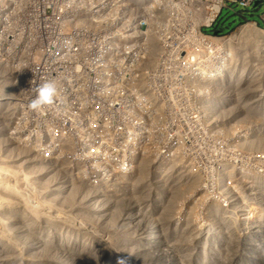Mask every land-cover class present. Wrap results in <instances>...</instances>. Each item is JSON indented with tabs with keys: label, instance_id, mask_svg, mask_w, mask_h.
Returning <instances> with one entry per match:
<instances>
[{
	"label": "rangeland",
	"instance_id": "obj_1",
	"mask_svg": "<svg viewBox=\"0 0 264 264\" xmlns=\"http://www.w3.org/2000/svg\"><path fill=\"white\" fill-rule=\"evenodd\" d=\"M263 15L264 0L251 8L232 4L223 9L215 26L207 29L221 33L216 46L210 48L196 41L194 63L187 60L183 48L179 81L186 82L182 75L192 69L197 86L193 99L187 93L178 96L173 115L140 117L132 125L90 115L86 121L95 131L73 134L77 129L74 121L69 122L71 130L58 123L57 117L31 113L15 99L4 102V94L0 99V191L8 194L0 197V212L15 206L19 211L28 210L34 223H43L42 236L50 244L123 241L120 247L113 244L114 251L95 264H119L120 260L125 264H180L184 257L174 246L155 250L164 239L204 241L203 246H195L196 257L185 259V264H263L264 228L258 215L264 216V38H231L235 40L232 44L223 45L248 21H255L264 31ZM179 43L182 48L186 39L180 38ZM217 59V63L225 60L221 75L230 65L233 67L234 85L223 78L222 86H211L227 90L212 98H227L219 105L223 112L210 116L201 109V97L206 94L201 82L208 81L212 72L207 62ZM249 80L256 81L255 91H240ZM130 143L134 147L138 144L136 150ZM146 162L152 167L149 172L141 170ZM156 166H160L162 177L153 181ZM22 178L30 180L32 191L21 184ZM192 179L195 182L190 183ZM74 185L76 190L72 192ZM215 205L221 207L216 213ZM8 216V212L0 215V234L9 235L10 243L23 248L25 258L49 264L35 246L46 240L34 239L33 253L27 252L25 235L19 232L17 237L16 230L21 228L15 221L14 230H9L12 222ZM48 220L55 222L49 232L45 228ZM139 245L142 252L138 256ZM254 247L261 251L259 260L251 255ZM151 249L154 252L146 255ZM150 255L152 259L146 257ZM55 261L54 257L53 264Z\"/></svg>",
	"mask_w": 264,
	"mask_h": 264
},
{
	"label": "built area",
	"instance_id": "obj_2",
	"mask_svg": "<svg viewBox=\"0 0 264 264\" xmlns=\"http://www.w3.org/2000/svg\"><path fill=\"white\" fill-rule=\"evenodd\" d=\"M257 1L0 0V82L10 87L4 102L15 99L28 107L41 85L54 82L57 98L40 113L71 130L74 121L73 134L95 131L86 121L90 115L122 125L173 115L180 94L195 96V70L179 81L183 48L194 63L196 41L211 48L221 40V33L207 29L224 8L256 7ZM180 38L186 39L182 48ZM218 59L207 62L212 72L201 82L203 109L210 116L223 112L219 105L227 98L210 96L225 91L215 87L222 86L225 69Z\"/></svg>",
	"mask_w": 264,
	"mask_h": 264
},
{
	"label": "bare ground",
	"instance_id": "obj_3",
	"mask_svg": "<svg viewBox=\"0 0 264 264\" xmlns=\"http://www.w3.org/2000/svg\"><path fill=\"white\" fill-rule=\"evenodd\" d=\"M264 31L258 26V24L256 23V22H254V21H251V22H248L247 24H245V25H243L237 32H234L233 33V35H231L229 38H227V42H225V40L223 41V42H225V43H223V45L225 44V46L226 45H230V44H232L234 41H232L231 40V38H233V39H240L241 37H243V38H246V37H250V38H252L251 36H254V37H256L257 38V36H260V37H263L264 38V33H263ZM242 38V39H243ZM241 39V40H242ZM261 39V38H260ZM262 41V40H261ZM263 41H264V39H263ZM238 42V41H237ZM230 43V44H229ZM236 43V42H235ZM246 43V42H245ZM216 44H217V42H216ZM244 45V44H243ZM237 46V45H236ZM239 52V51H238ZM204 56V55H203ZM207 56V55H206ZM202 58V57H201ZM200 58V59H201ZM221 60V59H220ZM222 61V60H221ZM234 62V61H233ZM224 63H225V60H224ZM245 66V65H244ZM222 68H223V65H221L219 68H218V70H217V74L222 70ZM232 68L233 67H231V65L229 66V69H227L226 70V74L224 75V73H222L223 75H219V77H221V78H227L228 79V81H230L232 84H233V78L231 77V71H232ZM180 70V69H179ZM178 70V71H179ZM192 70V69H191ZM212 70V69H211ZM223 71V70H222ZM20 71H18V70H16L15 71V74H17V73H19ZM252 72V71H251ZM180 73H181V71H180ZM203 73V72H202ZM182 74V73H181ZM198 75V74H197ZM242 75V74H241ZM258 75V74H257ZM256 75V76H257ZM201 76V75H200ZM207 76V75H206ZM252 76V75H251ZM262 76V75H261ZM257 77H259V76H257ZM256 78V77H255ZM183 78H181V80H182ZM198 79V78H197ZM208 79H209V77H208ZM185 80V79H184ZM196 80V79H195ZM200 80V79H199ZM198 80V81H199ZM207 80V79H206ZM260 80V79H259ZM183 81V80H182ZM186 81V80H185ZM201 81V80H200ZM250 82H247V83H244L243 85L245 86V88H240V91H242V90H246V91H249V92H253V91H255V86L257 85V83H255V82H253V81H251V80H249ZM184 82V81H183ZM196 82H197V80H196ZM217 84H219V83H217ZM234 85V84H233ZM236 85V84H235ZM18 86H20V85H17V87ZM197 86V85H196ZM199 86H201V85H199L198 84V87ZM202 87V86H201ZM257 87V86H256ZM204 88V87H203ZM201 89V88H200ZM238 89L239 88H236L235 90L238 92ZM8 90L10 91V87L9 86H7L6 84H4V82H0V99L3 97V95L4 94H6V95H8ZM199 90V89H198ZM203 90V89H202ZM219 90H221V89H219ZM204 91V90H203ZM202 91V92H203ZM225 91H227V90H225ZM232 92V91H231ZM230 92V93H231ZM199 93V92H198ZM18 94H20V91H19V93ZM232 94V93H231ZM24 95V94H23ZM206 95V94H205ZM211 96V95H210ZM220 96V95H219ZM202 106V105H201ZM203 107V106H202ZM201 107V109L203 110V108ZM245 107V106H244ZM205 108V107H204ZM233 107H231V108H227V109H232ZM209 109V108H208ZM242 110L243 109H241V112H242ZM247 110V109H246ZM201 114V113H200ZM240 115V114H239ZM1 116V115H0ZM2 117V116H1ZM0 117V118H1ZM145 118V117H144ZM144 118H141V119H144ZM156 118V117H155ZM154 118V119H155ZM151 120H153L152 118H151ZM1 121V120H0ZM111 121H113V119L111 120ZM155 121V120H154ZM118 124V123H117ZM156 125H158V124H156ZM138 129V128H137ZM129 130V129H128ZM135 132V131H134ZM119 136V135H118ZM121 136V135H120ZM71 137V136H70ZM264 137V136H263ZM68 138V137H67ZM76 138H77V136H76ZM79 138V137H78ZM124 138V137H123ZM118 139V138H117ZM125 139V138H124ZM123 139V140H124ZM120 140H122L121 138H120ZM125 140H128V139H125ZM1 141V140H0ZM119 141V140H118ZM128 141H130V140H128ZM7 142V141H6ZM120 142V141H119ZM122 142V141H121ZM120 142V143H121ZM124 142V141H123ZM130 142H132V141H130ZM125 144H124V147H125V145H126V142H124ZM135 142H133V144H134ZM137 143V142H136ZM1 144V143H0ZM2 144H4L5 145V142L4 143H2ZM127 144H128V142H127ZM130 145H132V143H130ZM138 144H136L135 145V147L137 146ZM77 146H79V144L77 145ZM123 146V145H122ZM133 146V145H132ZM112 147H115V146H112ZM123 147V148H124ZM129 147H131V146H129ZM134 147V146H133ZM134 147V148H135ZM117 148H118V146H117ZM116 148V149H117ZM127 148V147H126ZM113 149V148H112ZM130 149V148H129ZM142 149V148H141ZM111 150V149H110ZM128 150V149H127ZM134 150H136V148L134 149ZM126 151V150H125ZM132 152V151H131ZM129 153V152H128ZM127 153V154H128ZM133 154V153H132ZM142 154V153H141ZM10 155V154H9ZM130 155V154H129ZM131 157V156H130ZM142 161V160H141ZM35 162H37V161H35ZM164 163V162H163ZM157 168L155 169V170H157V171H155L156 173H154V171H153V173H154V176H155V180L153 179V181H156V179H160L161 177H162V173H161V169H160V166H156ZM152 168V167H151ZM150 168V164H148L147 162L146 163H144V167L143 168H141V170L143 169H147V171L148 170H150L151 169ZM163 171V170H162ZM149 172V171H148ZM168 174V173H167ZM145 175V174H144ZM147 176V175H146ZM168 176V175H167ZM176 176V175H175ZM170 177V176H169ZM177 177V176H176ZM69 178H70V176H69ZM69 178H67V179H69ZM96 178H98V177H96ZM153 178V177H152ZM151 179V178H150ZM147 180H149L148 178H147ZM180 180V179H179ZM258 182H259V186H261V180L258 178ZM3 181V180H2ZM20 181H22V183L21 184H23L24 186H25V188L26 189H32V187L30 186V184L32 185V183L31 182H29L30 180H26V179H24V178H22V180L20 179ZM70 181V179L69 180H66V182H69ZM140 181V180H139ZM149 181H151V180H149ZM152 181V182H153ZM161 181V180H160ZM192 181H194L193 179L192 180H190V183L192 182ZM195 182V181H194ZM264 182V181H263ZM140 183H142L143 185H148L149 184V182L148 181H141ZM151 183V182H150ZM90 184V183H89ZM65 186H63V187H60L59 186V189L61 188V189H65L64 188ZM140 187V186H139ZM144 187V186H143ZM7 189H8V187H7ZM6 189V190H7ZM11 189V188H10ZM71 189H73V190H71L72 192L73 191H75L76 190V186L74 185ZM145 189V188H144ZM27 190V191H28ZM3 191V190H2ZM9 191V190H8ZM32 191V190H31ZM10 192V191H9ZM29 192V191H28ZM36 192V191H35ZM70 192V191H69ZM4 193H6V195L8 194L7 192H4ZM3 192L1 193V191H0V197L2 196V194H4ZM31 193V192H30ZM57 194V193H56ZM22 195V194H21ZM70 195V194H69ZM157 196L158 197H160L161 195L160 194H157ZM178 196V195H177ZM15 197H17V196H15ZM18 197H20V196H18ZM17 197V198H18ZM16 198V199H17ZM19 199V198H18ZM21 199V198H20ZM22 200V199H21ZM20 200V201H21ZM3 201V200H2ZM70 204V203H69ZM15 204L13 203V206H14ZM22 207H23V205H21ZM82 206V205H81ZM155 207V206H154ZM17 206H15V208L13 207V208H8V207H5V208H2L1 209V212H0V215H1V213H4V212H8V214H9V218L11 219V221L10 222H12L11 224H10V226H9V230L11 231V230H14V221H15V223H17L18 224V226L21 228V229H17L16 231H18V233H17V237L18 238H20L19 237V232L20 233H22V234H24L25 235V237H26V242H27V246L26 247H24L25 248V250L27 251V252H29V253H33V244H34V239H36V238H39L40 237V240H41V237L43 238V230H45V229H43V223L41 224L40 222L39 223H37V222H35L34 223V217H33V215H30V217L28 216V210L25 212V210H23L22 209V211H19V210H17ZM220 206H218V205H215L214 206V210H215V212L214 213H216V210L217 211H219L220 210ZM24 209H25V206H24ZM82 210L84 209V207H82L81 208ZM81 210V211H82ZM87 210V209H86ZM85 210V211H86ZM88 211V210H87ZM34 212V211H33ZM83 212V211H82ZM89 213H90V210L88 211ZM33 214H35V213H33ZM28 216V217H27ZM113 216H115V214H113ZM164 216V215H163ZM260 218H258V222L261 224V226H262V228H264V216L263 215H258ZM113 218V217H112ZM42 220V219H41ZM222 220V223L223 224H226L227 225V221L225 220V219H221ZM43 221V220H42ZM45 221V220H44ZM46 223V222H45ZM44 223V224H45ZM47 225L45 226V228H46V230H47V232H49L50 230H51V228L54 226V224H55V222H54V224L53 223H51L49 220H48V222L46 223ZM228 226V225H227ZM56 228V227H55ZM8 229V228H7ZM76 231V230H75ZM4 234V233H3ZM166 235V237L168 236V234H165ZM45 236V235H44ZM63 236V235H62ZM61 236V240L62 239H64L63 237ZM46 237V236H45ZM83 237H85V236H82V238ZM43 239H45V238H43ZM84 239V238H83ZM167 239H168V237H167ZM176 239H177V237H176ZM179 239V238H178ZM177 239V240H178ZM17 240V239H16ZM46 241H39L38 243L39 244H35V246L36 245H38L39 246V250L41 251V253H42V255H43V257L45 258V260H47V263H49V264H53V260H54V257L56 258V261H55V264H95V263H98L99 261H97L101 256H106V255H108V253H112V251H114L113 250V244H115V245H117L118 247H120V246H122L123 245V241H116V242H114V243H111V241H102V242H100V241H73L72 242V244H64L63 245V243H61L62 241H55V244H50V241H47V239H45ZM10 241H12L11 239H10V236L9 235H7V236H5V235H2V234H0V264H39L41 261H38V260H35V261H32V260H30V259H27V258H25V255H26V252H24V249L22 248L21 249V247H19V246H15L13 243H10ZM15 241V240H14ZM36 241H38V240H36ZM98 242V243H97ZM109 242V243H108ZM156 242V241H155ZM233 242V241H232ZM235 242V241H234ZM233 242V243H234ZM148 244H151L152 242H150V241H148L147 242ZM246 243V242H245ZM244 243V244H245ZM201 244V245H200ZM205 243H204V241H180V240H178V241H167L166 239H164L163 240V242L161 243V245H158V249H155L156 251H160V250H166V249H164L165 248V246H168V247H172V246H174V248L176 249V250H178V253H180L181 255H183V259H182V261L180 262V264H185L184 262V260L185 259H187V261H188V259H192V258H195L196 257V251L194 250V249H196L195 248V246L196 245H199V246H203ZM259 245V244H258ZM141 246L142 245H139L138 246V249H139V252L137 253L138 254V256L141 254V252H142V249H141ZM228 246H229V244H228ZM232 246V245H231ZM241 246V245H240ZM245 246V245H244ZM65 247H67L66 249H65ZM205 247V246H204ZM237 247V246H236ZM229 248V247H228ZM55 250H59L60 251V254H57V253H55ZM233 250H235V249H233ZM264 250V249H263ZM154 252L152 249L151 250H149V251H146V255H148L149 254V252ZM203 251H205V248L203 249ZM226 251V250H225ZM252 251H254V252H251L252 254V256H254L255 258H259L260 256H261V254H260V252L261 251H259V248L258 249H255V247H254V249H252ZM263 252V251H262ZM203 253V252H202ZM167 253H165V254H163V255H166ZM192 254V255H191ZM195 254V256L194 257H192L193 255ZM244 254V253H243ZM54 256V257H53ZM204 256V255H203ZM230 256H232L231 254H230ZM240 256V255H239ZM2 257H5V258H2ZM65 257V258H64ZM147 258H149V259H152V257H153V255H150V256H146ZM201 258V257H200ZM204 258H205V256H204ZM254 258V259H255ZM241 259V258H240ZM253 259V260H254ZM202 260V259H201ZM256 260V259H255ZM259 260V259H258ZM196 261V260H195ZM264 259L261 261V263H263L264 264ZM110 263H112V262H110ZM197 263V262H196ZM196 263H194V264H196ZM236 263H237V261H236Z\"/></svg>",
	"mask_w": 264,
	"mask_h": 264
},
{
	"label": "clouds",
	"instance_id": "obj_4",
	"mask_svg": "<svg viewBox=\"0 0 264 264\" xmlns=\"http://www.w3.org/2000/svg\"><path fill=\"white\" fill-rule=\"evenodd\" d=\"M58 95V88L54 82H46L41 85L36 92V95L29 102V109L39 113L41 110L55 102ZM119 264H125L124 260H120Z\"/></svg>",
	"mask_w": 264,
	"mask_h": 264
},
{
	"label": "water",
	"instance_id": "obj_5",
	"mask_svg": "<svg viewBox=\"0 0 264 264\" xmlns=\"http://www.w3.org/2000/svg\"><path fill=\"white\" fill-rule=\"evenodd\" d=\"M259 3H260V1H257L256 5H259ZM214 32H215V33H219V30L216 29V30H214Z\"/></svg>",
	"mask_w": 264,
	"mask_h": 264
}]
</instances>
